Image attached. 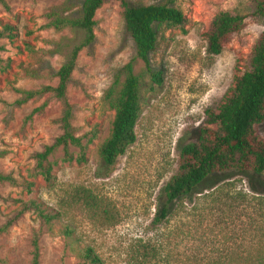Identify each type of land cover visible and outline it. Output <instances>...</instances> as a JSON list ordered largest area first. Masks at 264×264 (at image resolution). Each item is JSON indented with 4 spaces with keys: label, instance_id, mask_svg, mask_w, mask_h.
<instances>
[{
    "label": "rangeland",
    "instance_id": "374dc122",
    "mask_svg": "<svg viewBox=\"0 0 264 264\" xmlns=\"http://www.w3.org/2000/svg\"><path fill=\"white\" fill-rule=\"evenodd\" d=\"M103 1L95 18L96 42L80 53L67 92L78 135L95 127L100 134L86 164L64 163L61 152L54 156L51 184L32 175L33 156L62 133V103L48 94L17 105L22 96L15 90L57 85L56 73L82 36L42 27L53 8L77 16L83 0H7L8 9L0 5V30L5 24L16 28V37L0 40L5 48L0 52V173L19 183H0V196L36 199L60 214L51 228H44L41 264H81L76 252L84 248H92L105 264H264V176L212 175L194 193L168 205L164 220H156L166 201L163 190L178 173L181 147L198 141L205 111L217 110L235 77L246 70L264 20L249 17L218 56L209 53L206 33L221 10L250 16L253 0H129L171 4L188 25L186 33L159 31L150 61L155 72H162L161 85L151 82L141 60L135 61L142 98L137 139L109 170L99 156L114 118L103 104L104 94L116 72L135 57V47L120 2ZM257 130L264 139V123ZM25 181L34 183L31 194L22 187ZM84 194L98 199L96 207L83 203ZM19 206L0 199V226ZM105 211L113 224L106 223ZM66 227L72 237L65 235ZM37 228V215L28 212L0 235V264H29Z\"/></svg>",
    "mask_w": 264,
    "mask_h": 264
},
{
    "label": "trees",
    "instance_id": "16d2710c",
    "mask_svg": "<svg viewBox=\"0 0 264 264\" xmlns=\"http://www.w3.org/2000/svg\"><path fill=\"white\" fill-rule=\"evenodd\" d=\"M117 1L123 10L126 33L134 43L135 57L116 72L112 84L104 94V106L114 111L109 135L99 147V156L108 170L137 139L135 129L142 113V98L141 78L134 72L135 61L141 60L146 66L151 82L161 85L162 72H155L150 61V56L158 45L159 31L166 28L179 29L186 33L188 25V19L183 12L171 4L135 5L129 0ZM253 2L254 10L250 16L230 10H221L215 15L206 33L210 54L221 55L233 36L246 28L249 17L264 20V0ZM103 3V0H83L77 16L65 15L59 9L53 8L47 15L48 23L42 28L56 32L70 30L80 34L82 40L72 48L56 73V86H43L38 90L29 91L15 90L22 96V99L16 102L17 105L48 94L62 103L63 110L59 119L62 133L51 145L45 146L33 156L35 167L32 175L40 176L47 184L54 180V169L57 165L54 156L58 152L62 153L61 160L64 163L86 164L89 147L100 134L95 127L82 136L78 135L73 125L74 107L67 92L80 53L91 48L96 42L95 18ZM0 5L8 9L7 0H0ZM15 30L11 24L3 25L0 40H12L16 37ZM26 47L31 49L28 43ZM4 50V46H0V52ZM3 62L0 58V63ZM205 115L207 120L205 126L199 129L198 141L181 147L178 173L163 190L166 201L159 211L157 222L167 217L168 205L194 193L212 175L235 171L241 175L253 173L264 176V139L257 130V126L264 123V31L250 52L246 70L235 77L234 85L218 109H207ZM0 183L13 187L19 185L12 175L3 173H0ZM22 187L31 194L34 183L25 181ZM0 199L20 205L15 215L0 226V235L8 233L26 213L33 212L37 215L39 228L34 229L31 235L29 264H41V239L44 228H51L60 214L36 199L23 201L1 196ZM97 202L96 197L84 194L83 203L86 206L94 208ZM104 215L106 223H114V218H109L107 211ZM64 233L69 237L74 234L70 227H66ZM76 253L81 264H105L92 248L79 249Z\"/></svg>",
    "mask_w": 264,
    "mask_h": 264
}]
</instances>
